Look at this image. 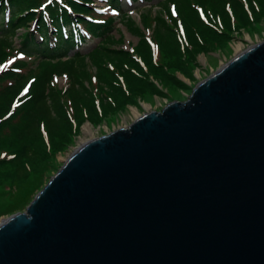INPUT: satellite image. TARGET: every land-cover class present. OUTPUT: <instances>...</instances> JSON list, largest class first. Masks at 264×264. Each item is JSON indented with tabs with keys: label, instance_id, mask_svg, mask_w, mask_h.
I'll return each mask as SVG.
<instances>
[{
	"label": "water",
	"instance_id": "obj_1",
	"mask_svg": "<svg viewBox=\"0 0 264 264\" xmlns=\"http://www.w3.org/2000/svg\"><path fill=\"white\" fill-rule=\"evenodd\" d=\"M0 264H264V39L74 149L1 218Z\"/></svg>",
	"mask_w": 264,
	"mask_h": 264
},
{
	"label": "trees",
	"instance_id": "obj_2",
	"mask_svg": "<svg viewBox=\"0 0 264 264\" xmlns=\"http://www.w3.org/2000/svg\"><path fill=\"white\" fill-rule=\"evenodd\" d=\"M93 1L0 0V63L13 54L10 42L15 35L22 50H36L26 52L34 62L29 68H25L29 62L18 59L14 64L20 68L18 72H0V216L24 210L43 185L38 174L33 176L34 160L60 150L59 143L76 132L83 120L96 122L127 103L137 104V95L151 92V76L161 80L174 77L169 73L171 68L183 71L181 65L198 51L220 45L231 36L232 29L249 24L253 13H264V0H246L248 9L244 0H156L136 12L139 22L123 12L120 23L130 35L139 38L134 53L141 58L142 66L126 50L109 47L121 44L122 39L113 35L114 16L99 23L84 18V14L96 16L90 7ZM170 3L184 24V38L162 16L163 10L170 15ZM196 6L204 10L206 21L199 17ZM153 7L159 10L152 12ZM33 21L36 26L29 30ZM75 21L82 22L97 41L85 52L68 54L74 45L73 36H65L61 26L74 25ZM150 28L158 47L156 59L145 36ZM50 31L57 42H51ZM34 33L39 36L36 38ZM62 75L68 83L65 90L53 82L54 76ZM29 78L32 80L25 88ZM83 81L90 82L92 88H85ZM23 89L27 92L23 91L19 104L11 108V102ZM167 97L172 99V95ZM53 112L60 120L52 118Z\"/></svg>",
	"mask_w": 264,
	"mask_h": 264
},
{
	"label": "rangeland",
	"instance_id": "obj_3",
	"mask_svg": "<svg viewBox=\"0 0 264 264\" xmlns=\"http://www.w3.org/2000/svg\"><path fill=\"white\" fill-rule=\"evenodd\" d=\"M253 1V0H252ZM244 2L247 4L245 5L246 9H248L249 3L244 0ZM151 3H153L152 0H146L145 3L140 4L139 2H135L130 7L124 8V10H121L124 13H129L132 15L133 19L139 22V16L136 12H140L142 6H149ZM193 5H195L194 2H192ZM95 7L100 9L104 12H112L106 5L105 0H96L95 1ZM170 7V15L162 11L163 18L171 24L173 29H175L178 33V35L181 38L185 37V30H184V24L177 14L175 5L173 3L169 4ZM228 7V6H227ZM196 9L198 10L199 17L206 21V15L204 13V10L200 6H196ZM154 10H159L158 7H153L151 10L152 12H155ZM162 10V9H160ZM253 13V12H252ZM256 16L253 13V16L250 17L251 22L249 24H246L245 26H238L231 31V36L226 38V40L223 41L218 46L214 47H208L205 50L198 51L195 56L187 63L182 64L181 67L183 71H178L175 68H171L169 73H173L174 77H167L165 80L161 79H155L152 76L150 79L153 83V88L151 92L144 95H137L136 100L138 103L132 104L127 103L124 108L118 109L113 113H108L105 116H102L100 119H98L96 122L92 121L90 119L83 120L79 126L78 130L74 133H71L65 137L64 142L59 143L62 145L61 149L57 152L49 154H43L41 157L34 160L35 164L33 167L34 175H39L40 185L41 188L44 186V184L48 181V179L59 169V167L62 165L63 161L76 149L78 146L83 144L84 142H87L91 139H95L97 137H100L101 135H104L108 133L109 131L113 129H117L119 127L127 126L131 121H133L136 117L142 115L145 112H148L150 110H160L164 105H166L168 102L173 100H184L187 95L190 94L192 88L196 85L197 82L207 77L209 74L213 73L216 69H218L220 66H222L224 63H226L229 59L246 49L247 47L256 44L264 39V13H257L255 12ZM119 17V16H118ZM118 17L114 18V27L112 29L113 35L116 36V38L122 37L121 44H115L111 45L109 47L116 49H124L127 52L131 53L133 58H135L137 61L144 65L141 62V58L137 56L134 53V47L135 45H138L139 38L137 36L130 35L127 30L125 29V26H123L120 23V20ZM2 15H0V21L2 19ZM175 19V24L173 23V20ZM29 30L33 29L34 26H31L28 28ZM152 28L145 31V36L147 39V42L151 48V51L153 55L155 56V59L158 56V47L157 44L152 40ZM18 35L21 34L20 31L17 33ZM35 34V33H34ZM36 38L38 37L37 34ZM97 39L89 40L88 42L82 44L77 48L78 51L85 52L87 51L88 47L96 42ZM49 41V39H47ZM11 46H14V48L22 50L21 44H19V38L13 37L11 38L10 42ZM36 51L33 50V48H23L21 52H29V51ZM74 50H70L68 52L72 53ZM20 58H22L25 61H28V65L25 68H29L33 65L32 58H28L27 56L20 55ZM182 58L185 59V56H182ZM33 62V63H32ZM190 65V66H189ZM7 64L5 66H2V69H8ZM92 68V67H91ZM14 71V70H13ZM93 71V68L91 69ZM92 81H94L93 74L91 75ZM121 78V77H120ZM173 80L176 81V84H173ZM53 82L57 85V88L65 90L67 88L68 83L66 82L65 76H54ZM84 87H89V89L92 88V85L90 82L83 81L82 83ZM77 88L80 91H83V89L77 85ZM94 91V89H93ZM95 92V91H94ZM64 93V92H63ZM62 93V94H63ZM169 95H172V99L170 97H167ZM21 92L18 93L15 100L22 99ZM13 100L11 103V108L18 105L16 101ZM98 101L95 100V103ZM52 118L55 120H58V115L53 112ZM60 120V119H59ZM24 171V170H23ZM32 176V177H33ZM39 191V190H38ZM37 191V192H38ZM36 192V193H37ZM35 193V194H36ZM8 215H2L1 218H5Z\"/></svg>",
	"mask_w": 264,
	"mask_h": 264
},
{
	"label": "snow or ice",
	"instance_id": "obj_4",
	"mask_svg": "<svg viewBox=\"0 0 264 264\" xmlns=\"http://www.w3.org/2000/svg\"><path fill=\"white\" fill-rule=\"evenodd\" d=\"M49 2H51V0H49ZM25 92H27V89H25Z\"/></svg>",
	"mask_w": 264,
	"mask_h": 264
}]
</instances>
